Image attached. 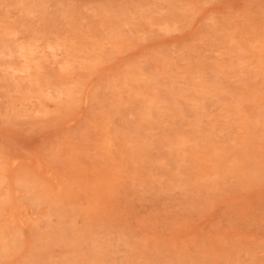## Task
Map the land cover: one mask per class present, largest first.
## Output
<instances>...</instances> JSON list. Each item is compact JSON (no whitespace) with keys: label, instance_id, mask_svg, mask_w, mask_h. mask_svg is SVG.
<instances>
[{"label":"rangeland","instance_id":"obj_1","mask_svg":"<svg viewBox=\"0 0 264 264\" xmlns=\"http://www.w3.org/2000/svg\"><path fill=\"white\" fill-rule=\"evenodd\" d=\"M0 264H264V0H0Z\"/></svg>","mask_w":264,"mask_h":264}]
</instances>
